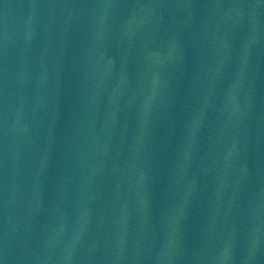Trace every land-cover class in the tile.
<instances>
[{
    "label": "water",
    "instance_id": "95a60500",
    "mask_svg": "<svg viewBox=\"0 0 264 264\" xmlns=\"http://www.w3.org/2000/svg\"><path fill=\"white\" fill-rule=\"evenodd\" d=\"M0 264H264V0H0Z\"/></svg>",
    "mask_w": 264,
    "mask_h": 264
}]
</instances>
